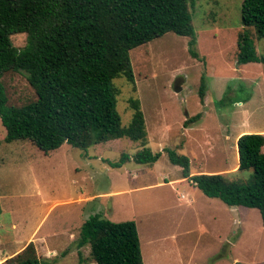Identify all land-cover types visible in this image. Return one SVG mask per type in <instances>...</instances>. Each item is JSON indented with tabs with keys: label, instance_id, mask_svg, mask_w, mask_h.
I'll return each mask as SVG.
<instances>
[{
	"label": "rangeland",
	"instance_id": "374dc122",
	"mask_svg": "<svg viewBox=\"0 0 264 264\" xmlns=\"http://www.w3.org/2000/svg\"><path fill=\"white\" fill-rule=\"evenodd\" d=\"M242 1L194 0L198 58L189 37L169 32L129 52L134 84L114 79L123 125L131 122L130 99L140 103L147 147L161 152L155 163H137L140 144L126 138L85 150L64 143L45 154L28 141L5 143L0 123V260L15 255L34 233L30 242L42 264H77L79 229L100 214L135 222L144 264H264L258 210L205 196L182 180V168L166 154L186 156L193 174L230 173L238 166L236 138L264 131V63L237 59ZM250 31L257 55L264 57V38ZM25 36L13 35V45L22 48ZM2 81L10 104L36 99L25 73H8ZM198 114L199 120L183 127L187 115ZM40 236L45 243L35 242ZM82 253L88 258V246Z\"/></svg>",
	"mask_w": 264,
	"mask_h": 264
},
{
	"label": "trees",
	"instance_id": "16d2710c",
	"mask_svg": "<svg viewBox=\"0 0 264 264\" xmlns=\"http://www.w3.org/2000/svg\"><path fill=\"white\" fill-rule=\"evenodd\" d=\"M193 5L194 0H0V123L5 143L28 141L47 154L64 143L85 150L126 138L140 144L133 156L137 163H155L161 152L147 147L140 103L130 99L131 122L123 125L114 79L124 77L134 84L129 52L169 32L189 37L190 52L198 58ZM241 23L238 63H264L250 33L252 29L256 38H264V0H243ZM16 34L26 35L22 48L13 45ZM11 72L26 74L35 100L21 106L9 103L2 79ZM204 87L202 79V99ZM200 116L185 120L184 127ZM236 146L238 166L230 173L192 174L186 156L172 150L166 154L182 168V178L205 196L229 207L258 210L264 226V135L244 133ZM77 246L89 248L84 263L144 264L134 221L92 215L80 227ZM0 264L42 262L30 242Z\"/></svg>",
	"mask_w": 264,
	"mask_h": 264
},
{
	"label": "crops",
	"instance_id": "0c3cea01",
	"mask_svg": "<svg viewBox=\"0 0 264 264\" xmlns=\"http://www.w3.org/2000/svg\"><path fill=\"white\" fill-rule=\"evenodd\" d=\"M240 105V104H239ZM245 112H248V111H245ZM187 117H188V115L185 117L186 119L185 120H187ZM184 120V121H185ZM196 122V121H195ZM183 127H184V123H183ZM244 133H252V132H248V131H245ZM244 133H241V135L242 134H244ZM253 133H260V134H264V131H262V130H259V131H254ZM240 136V135H239ZM239 136L236 138V140H235V145H236V141H237V139L239 138ZM236 148H237V146H236ZM263 151H264V149H263ZM237 154H238V152H237ZM193 174V173H192ZM182 180H184V178H182ZM170 182H172V181H170ZM182 198H183V196H181ZM80 230V229H79ZM34 233H31V235H30V237L28 238V241H27V243H26V245L28 244V243H30V241L31 240H34ZM78 238V237H77ZM35 242H38V243H45L46 242V237L45 236H40V237H38L37 238V241H35ZM26 245H22L21 247H17L16 249H14V250H17V251H15L14 253L16 254V253H18V252H20L21 250H23L24 249V247L26 246ZM35 249H36V251H37V248L35 247ZM49 253H55L56 252V250L55 249H51V250H49L48 251ZM83 248H81V249H79L78 248V246H77V242H76V245H75V249L73 250V253H74V255H75V257H76V259H78V263L77 264H87V263H84V258H83ZM13 253V254H14ZM39 253V252H38ZM81 255H80V254ZM46 257H49V255H46ZM4 260V259H3ZM0 261H2V260H0Z\"/></svg>",
	"mask_w": 264,
	"mask_h": 264
},
{
	"label": "water",
	"instance_id": "95a60500",
	"mask_svg": "<svg viewBox=\"0 0 264 264\" xmlns=\"http://www.w3.org/2000/svg\"><path fill=\"white\" fill-rule=\"evenodd\" d=\"M176 90H179V88H176ZM235 264H240V263H235Z\"/></svg>",
	"mask_w": 264,
	"mask_h": 264
}]
</instances>
